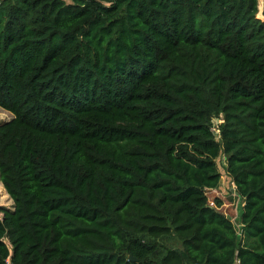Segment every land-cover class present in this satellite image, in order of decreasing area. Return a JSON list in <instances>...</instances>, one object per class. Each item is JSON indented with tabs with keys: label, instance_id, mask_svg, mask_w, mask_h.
Here are the masks:
<instances>
[{
	"label": "trees",
	"instance_id": "obj_1",
	"mask_svg": "<svg viewBox=\"0 0 264 264\" xmlns=\"http://www.w3.org/2000/svg\"><path fill=\"white\" fill-rule=\"evenodd\" d=\"M257 12L0 0V264H264V0ZM219 153L238 230L206 202Z\"/></svg>",
	"mask_w": 264,
	"mask_h": 264
},
{
	"label": "rangeland",
	"instance_id": "obj_2",
	"mask_svg": "<svg viewBox=\"0 0 264 264\" xmlns=\"http://www.w3.org/2000/svg\"><path fill=\"white\" fill-rule=\"evenodd\" d=\"M262 1L257 0V11L261 12ZM263 13V12H262ZM10 113L5 109L0 107V122L8 119L10 117ZM219 119L216 117H212L211 119V130L214 135L218 136L217 123ZM225 160L226 154L219 153L215 158V164L217 170L220 173L218 184L213 188H206V202L212 206H214L215 199H219L220 204L217 206V209L224 213L233 223L236 230L239 227L238 221V213L240 211L241 205V197H239L233 190V183L231 181L230 176L225 171ZM0 207L11 208V200L8 197L7 193L3 189L0 182ZM162 242L169 243L166 240H162ZM7 264H12L9 259H6Z\"/></svg>",
	"mask_w": 264,
	"mask_h": 264
},
{
	"label": "bare ground",
	"instance_id": "obj_3",
	"mask_svg": "<svg viewBox=\"0 0 264 264\" xmlns=\"http://www.w3.org/2000/svg\"><path fill=\"white\" fill-rule=\"evenodd\" d=\"M263 14H264V13H263ZM256 16H258V17H259V14H258V12H257Z\"/></svg>",
	"mask_w": 264,
	"mask_h": 264
},
{
	"label": "water",
	"instance_id": "obj_4",
	"mask_svg": "<svg viewBox=\"0 0 264 264\" xmlns=\"http://www.w3.org/2000/svg\"><path fill=\"white\" fill-rule=\"evenodd\" d=\"M131 259H133V257H130Z\"/></svg>",
	"mask_w": 264,
	"mask_h": 264
}]
</instances>
